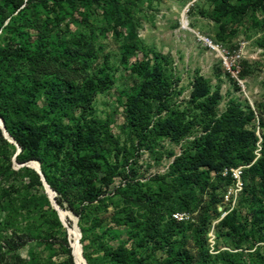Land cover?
<instances>
[{
    "label": "rangeland",
    "instance_id": "rangeland-1",
    "mask_svg": "<svg viewBox=\"0 0 264 264\" xmlns=\"http://www.w3.org/2000/svg\"><path fill=\"white\" fill-rule=\"evenodd\" d=\"M30 3L9 22L12 7L2 6L0 28L8 25L0 48L21 47L44 59L0 55V85L26 88L23 97L46 115L36 123L44 129L37 160L19 163L28 153L0 140V264H69L74 222L83 264H264V192L256 162L264 136V0ZM72 38L81 39L79 45L69 43ZM67 51L75 52L73 60ZM141 61L148 62L141 74L131 71ZM155 65L170 83L167 106L183 110L192 124L176 140L132 131L124 113L126 98ZM29 77L34 84L24 87ZM196 78L207 91L197 102L212 98L217 118L227 112L235 128L251 133L243 152L252 160L196 172L173 162L216 130L191 101ZM63 80L72 84L70 99L51 102L47 91ZM79 132L90 145H72ZM59 140L61 147L53 143ZM84 153L96 154L90 171L74 162ZM32 161L60 179L61 193L52 191L63 220L35 183ZM178 168L185 177H177Z\"/></svg>",
    "mask_w": 264,
    "mask_h": 264
},
{
    "label": "trees",
    "instance_id": "trees-1",
    "mask_svg": "<svg viewBox=\"0 0 264 264\" xmlns=\"http://www.w3.org/2000/svg\"><path fill=\"white\" fill-rule=\"evenodd\" d=\"M30 1L31 0H26V2L23 3V0H3L2 5L0 6V14H3L4 12L2 6L12 7V12L9 13L10 15L7 16V19L8 22L14 21L24 13L25 9L30 7ZM261 1L262 0H257V2ZM12 14L15 15L11 16ZM7 25L8 23L4 27L0 28V33H2V29L6 28ZM80 41L81 39L75 38L68 40L69 43L78 45ZM0 55H4L5 57L9 58H18V60L19 58H23L25 60H30L31 62L35 59L38 61H42L44 59V56L38 55L37 53L32 52L29 54L27 53V51H23L21 47L16 49L12 46H5L4 48H0ZM73 55H75V52L67 51L66 57L67 59L73 60ZM147 64L148 62H138L131 67V71L137 74H141L143 68ZM30 78L31 77L27 78L26 83L23 85L24 87L26 86V84H28V82H32L34 84V81ZM169 85L170 83L168 77L163 74V71L161 70L159 65H155L151 69V72L148 74V76L143 79L136 94L129 95L126 98L123 104L124 113L126 115L128 125L132 127V131H138L140 135H143L145 137L154 134L158 136H169L170 138L176 140L185 136L188 131L191 130L192 124L190 121H184L185 115L183 114V110L177 111L167 106L171 100L172 94L169 91ZM205 86V82L202 78H196L192 84L193 90L190 94L191 101L195 105V107L200 106L204 109V113L201 116L202 121H206L207 118V124H209V122H212V129L213 127L216 129L214 132H217L222 128H226L229 126H234V128H232L231 130H226L220 135L214 134V132L211 134L212 130H210L208 134L200 136L199 139L193 142L194 152L192 154L186 153L185 156L177 157L173 160V162L181 161L186 165L188 169L196 172L201 167L207 168V170H218V168H220L221 166L231 165L234 160H252L253 156L251 152H243L245 146L248 145L247 137H249L251 133H241V130L239 129L240 126L238 128L236 126L235 128L237 120L229 117L227 112L222 113L217 118L212 98H207L203 104L197 102L200 97L207 95ZM25 89L26 88L20 89L15 85H0V119L2 120L4 130L20 148L21 152L28 153L27 158L18 160L19 163H23L27 160L38 159L36 153L39 149V142L41 141L42 136L41 129L43 128H38V125L36 123L38 121H43L45 117L44 114L46 115L45 109H39L37 106H35V101L28 100L23 97ZM72 90V84H70L66 80H63L60 81L56 86L50 87L47 91V94L51 97V102L53 100L56 102L67 101L72 95ZM49 106L51 108L53 107L54 109L56 107V105H52L50 103ZM154 107H157V110L152 113L157 117L153 121L150 118V113ZM162 111H165L163 117L160 116ZM207 127L204 126V129H206ZM0 140L3 143H7V139L5 140L1 129ZM51 140L52 137H49L47 139V142ZM89 140L91 139L87 138V136H84L83 134L81 136V132H79L78 134L74 135L72 145L76 147L78 146V143H83V145L87 144L88 146L90 145ZM53 143H58L59 147L63 146V142L61 140ZM93 157H96L95 153H93L92 155L84 153L75 158L74 162L77 166H81V168L90 171L91 159ZM185 158L187 160H184ZM256 162L260 170L259 185L261 186L262 192H264V136H262L261 156ZM52 164L54 165V167H56L57 165L56 161H53ZM178 169L179 172L177 173V177H185V174L182 175V173L180 172V168ZM40 171L49 188L56 194H60L63 187L60 184V179L57 176H50V174L46 171L44 164H40ZM35 183L39 186L42 185L40 177L37 173L35 174ZM87 186L88 187H86V190L88 192L93 191L95 188L92 181L87 183ZM9 187L10 186H5V188H2L1 193H7V189ZM55 201L60 205L61 202L58 198H56ZM68 205L73 214L79 215L78 209H76L70 203ZM71 252L73 254L72 249L69 252L68 260L69 264H74L73 255L71 254Z\"/></svg>",
    "mask_w": 264,
    "mask_h": 264
},
{
    "label": "bare ground",
    "instance_id": "bare-ground-1",
    "mask_svg": "<svg viewBox=\"0 0 264 264\" xmlns=\"http://www.w3.org/2000/svg\"><path fill=\"white\" fill-rule=\"evenodd\" d=\"M184 24V22H183ZM185 26V25H184ZM188 28V27H187ZM32 164V167L37 168V163L36 162H30ZM59 214L62 218H64V211L59 210ZM73 218V217H72ZM69 235H70V247L73 251V259H74V264H83L85 262L83 256H82V249L79 246V235L76 230V228L73 226L72 228L69 229Z\"/></svg>",
    "mask_w": 264,
    "mask_h": 264
},
{
    "label": "water",
    "instance_id": "water-1",
    "mask_svg": "<svg viewBox=\"0 0 264 264\" xmlns=\"http://www.w3.org/2000/svg\"><path fill=\"white\" fill-rule=\"evenodd\" d=\"M184 23H185V21H184ZM0 129L2 131V134H3L4 138L7 139L9 142L14 143V145L18 148V146L16 145V143L13 141V139L11 137H9L8 134L6 133V131L4 130L3 123H2V120L1 119H0ZM28 165L32 166L31 163H29ZM34 170L39 175L40 180L42 182V185H43L45 191L49 194V198L51 199V202H52L53 206L55 207V209L57 210V212L59 214V209L57 208V206H56V204H55V202L53 200V191L49 188V186L45 182V180H44V178H43V176L41 174L40 167H39L38 164H37V168H34ZM59 217L61 218V220H63V218L60 216V214H59ZM73 226L76 228V230L78 232V235H79V238H80V232H79L78 227L76 226V222L73 223ZM79 246L81 248V245L80 244H79ZM71 254H72V252H71ZM73 262H74V259H73Z\"/></svg>",
    "mask_w": 264,
    "mask_h": 264
}]
</instances>
